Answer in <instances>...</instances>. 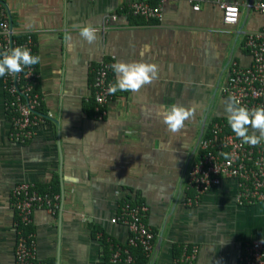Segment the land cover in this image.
Wrapping results in <instances>:
<instances>
[{"label":"crops","instance_id":"1","mask_svg":"<svg viewBox=\"0 0 264 264\" xmlns=\"http://www.w3.org/2000/svg\"><path fill=\"white\" fill-rule=\"evenodd\" d=\"M0 2L13 36H29L40 57L35 69L44 115L27 143L10 141L0 77V264H13L9 196L18 183L57 188V210L34 209L24 231L36 258L48 264H110L100 235L125 245L124 226L110 223L125 200L147 207L144 223L154 235L149 264H172L192 246L194 264H238L247 243L264 244V201L236 205L232 180L222 179L195 204L183 205L197 139L211 120L226 116L219 88L232 63L249 64L243 36L263 27L264 16L241 10L237 24L227 27L210 0L196 12L186 0L164 2L160 19L150 21L127 15L124 0ZM84 25L97 31L91 45L79 36ZM145 45L150 50L141 56ZM118 60L155 63L158 79L137 93L111 95L104 118L96 120L84 109L95 68ZM110 77L114 83L112 69ZM173 104L197 106L195 118L176 134L158 115Z\"/></svg>","mask_w":264,"mask_h":264},{"label":"built area","instance_id":"2","mask_svg":"<svg viewBox=\"0 0 264 264\" xmlns=\"http://www.w3.org/2000/svg\"><path fill=\"white\" fill-rule=\"evenodd\" d=\"M93 2L94 0H87ZM124 0L125 12L131 17L144 21L160 19L161 5L167 1L181 0ZM207 0H186L191 10L196 12ZM221 14L224 26L237 24L239 12H253L264 16V0L249 1L245 4L210 0ZM21 47L34 53V43L29 36L17 40L10 26L9 11L0 2V53ZM242 47L250 58L245 67L232 63L228 76L219 88V94L225 100L235 95L242 105L249 109L264 106V26L255 31L244 33ZM110 63L100 62L94 71L92 83L94 99V119L102 120L106 114V104L111 95L107 92L112 79ZM4 94L3 109L9 119L8 138L13 143L25 144L33 136L34 129L44 121V115L37 110L42 102L37 87L35 65L25 67L18 74H7L1 77ZM47 115H45L46 117ZM222 153L229 154L225 158ZM222 179L234 182V202L236 205H253L264 201V143L256 147L242 144L223 119L211 120L201 132L196 142V157L185 172V191L192 195L184 197L183 205L195 204L200 196ZM10 207L15 215L13 228L16 239L13 247V264H48L38 260L34 251V241L25 233L29 226L31 213L42 208L53 213L58 208V195H40L34 185L18 183L10 191ZM147 207L142 204H131L122 201L117 214L110 220L112 224H121L128 237L124 246L108 241V262L110 264H135L129 248L138 247L145 258L144 264L151 262L154 235L144 223ZM197 249L195 246L183 247L172 264H194ZM238 264H264V244L252 240L244 246Z\"/></svg>","mask_w":264,"mask_h":264},{"label":"clouds","instance_id":"3","mask_svg":"<svg viewBox=\"0 0 264 264\" xmlns=\"http://www.w3.org/2000/svg\"><path fill=\"white\" fill-rule=\"evenodd\" d=\"M79 36L89 45L98 39L96 29L91 25H84L80 28ZM65 41H71L72 37L67 32ZM145 45L140 55L144 56L149 51ZM40 62L39 56L31 54L30 50L15 47L9 51L0 53V77L7 74H18L25 67L36 65ZM116 75L115 82L108 85L107 92L115 95L120 92L137 93L146 85H150L158 79L159 67L155 63L146 62H124L116 61L110 65ZM227 124L242 144L256 147L264 143V106H257L249 109L242 105L235 95L229 96L225 103ZM197 113V106L173 104L165 106L158 115L167 130L173 134L179 133L185 128V122L194 119ZM225 158L229 154L222 153Z\"/></svg>","mask_w":264,"mask_h":264},{"label":"trees","instance_id":"4","mask_svg":"<svg viewBox=\"0 0 264 264\" xmlns=\"http://www.w3.org/2000/svg\"><path fill=\"white\" fill-rule=\"evenodd\" d=\"M150 3L151 4H155L154 2H152V1H150ZM135 18H137V19H140V20H142L141 18H139V17H135ZM16 38V37H15ZM17 40H19V38H16ZM20 39H22V38H20ZM111 72V71H110ZM109 76H110V73H109ZM92 83H93V81H92ZM34 91L35 92H37L38 90H37V87H35L34 88ZM41 105H42V103L40 104V107L38 108V110H37V113L38 114H43V111H42V107H41ZM84 109H85V112H87V114H89V115H94V99H93V89H92V95H91V98H89L88 100H87V102L85 103V105H84ZM54 184H50V185H46V186H42V185H40V186H35L34 185V190L38 193V194H40V195H43V194H47V195H49V196H52V195H55V194H57V188L55 187V186H53ZM186 193L184 194L186 197H188V196H191L192 195V193H191V191H185ZM126 202H129V203H131V204H142V205H144V203H142L141 201H135V202H132V201H130V200H125ZM27 229V228H26ZM25 229V230H26ZM97 230H94V231H92V235L94 236V234H96L97 232H96ZM100 239H101V242H102V244L104 245V249L107 251V246H108V241H109V239L108 240H106L107 238H105V236L102 234V235H100ZM129 252H130V254H131V256H132V258L134 259V262H135V264H144L145 262H146V260H145V258L143 257V255H142V253H141V251H140V249L138 248V247H133V248H129ZM179 254V251L177 252V254H175V255H178ZM108 260V259H107Z\"/></svg>","mask_w":264,"mask_h":264},{"label":"rangeland","instance_id":"5","mask_svg":"<svg viewBox=\"0 0 264 264\" xmlns=\"http://www.w3.org/2000/svg\"><path fill=\"white\" fill-rule=\"evenodd\" d=\"M219 93V92H218ZM217 93V95H216V98L214 99V103H217L218 102V99H219V94Z\"/></svg>","mask_w":264,"mask_h":264},{"label":"water","instance_id":"6","mask_svg":"<svg viewBox=\"0 0 264 264\" xmlns=\"http://www.w3.org/2000/svg\"><path fill=\"white\" fill-rule=\"evenodd\" d=\"M201 132H202V130H201ZM200 135H201V133H200ZM200 135H199V137H200ZM199 137H198V138H199ZM197 140H198V139H197Z\"/></svg>","mask_w":264,"mask_h":264}]
</instances>
